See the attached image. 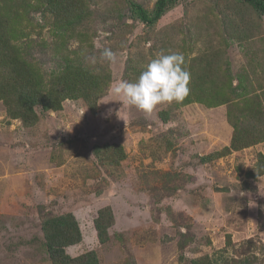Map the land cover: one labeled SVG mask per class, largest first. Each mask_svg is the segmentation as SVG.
Segmentation results:
<instances>
[{"label":"rangeland","instance_id":"rangeland-1","mask_svg":"<svg viewBox=\"0 0 264 264\" xmlns=\"http://www.w3.org/2000/svg\"><path fill=\"white\" fill-rule=\"evenodd\" d=\"M25 1L4 9L7 22L19 12L8 22L19 38L7 55L19 52L46 75L68 55L94 73L108 69L111 82L93 112L83 100L67 99L61 110L36 107L30 126L9 118L0 102V264H52L41 225L66 214L79 226V241L65 248L72 258L94 252L98 264H189L205 257L264 264V174L249 175L264 165L258 158L264 141L203 161L230 146L231 104L208 108L196 100L221 89L239 101L224 86L226 75L244 72L249 90L264 79V15L227 0H179L147 27L131 18L128 1L152 10L157 0H63L78 21L61 42L55 22L69 18L28 14ZM230 17L235 25L242 21L231 27L236 38L227 35ZM105 48L116 53L114 63L101 58ZM161 52L183 53L190 81L200 77V90L189 88L190 103L146 113L112 94L114 83L134 82ZM106 145L122 147L124 159L101 164L104 155L95 156L94 147ZM107 206L114 221L100 243L95 219Z\"/></svg>","mask_w":264,"mask_h":264},{"label":"trees","instance_id":"trees-1","mask_svg":"<svg viewBox=\"0 0 264 264\" xmlns=\"http://www.w3.org/2000/svg\"><path fill=\"white\" fill-rule=\"evenodd\" d=\"M3 1V0H0ZM15 0H4L0 4V57L3 60L11 59V65L3 66V60L0 64V102L6 108V112L11 119H21L27 126L32 125L35 118L38 119L35 113V108L40 107L42 111L61 110L62 102L69 100H83L90 112L95 109L97 99L100 97L102 89L108 87L111 82L108 69H102L99 73H94L83 67V64L77 63L78 58H70L68 55H62L63 61L57 69L51 74L46 75L42 70L36 67L33 63L20 58L19 52H15L14 56L9 55L10 51L7 47L10 41H14L18 36L13 32L8 31V22L14 24L17 16H10L8 22L3 16L6 4L9 3L12 7L17 6ZM179 0H157L152 10H147L140 4L128 1V8L131 18L137 19L147 27H153L164 13L175 7ZM237 6L250 7L255 11L258 17L264 15V0H227ZM64 6L63 0H28L24 3V11L26 13L56 14V16H65L69 18L64 23H58L61 18H57L55 26L60 29L58 37L61 42L66 39L69 29L77 25V16L72 12L70 14V6ZM79 15L83 16V7H77ZM18 11V7H17ZM58 12V14H57ZM240 20V18H239ZM237 21L231 17L227 19L228 38H236L238 34L231 27ZM242 23H238V26ZM11 28H14L12 26ZM237 34V35H236ZM24 48L29 47V42L22 43ZM4 51H7L4 55ZM75 51H70L74 54ZM200 64V61L198 62ZM3 71V73H2ZM234 78L231 75H226V83L223 85L230 89L232 95L235 93L239 101H234L231 95H227L219 89L214 95L209 96V99L196 98L198 103L204 104L208 108L218 107L230 102L231 108L226 112V118L231 125L232 139L229 147H225L220 152L209 154L202 157L203 161L217 159L220 156L230 154L231 152L249 148L264 141V79L257 82V89L254 87H246L247 75L243 73L236 74ZM205 76L207 77L208 75ZM11 78L12 81L7 80ZM249 78V77H248ZM234 80L237 84L233 86ZM259 80V79H258ZM200 77L190 81L188 87L200 90ZM261 91V93H257ZM188 97L182 101H188ZM185 103V104H187ZM93 110V111H92ZM167 120L166 116L163 119ZM103 153L104 158L100 160L101 164H112L124 159L122 147L118 145L104 147H94V155L97 156ZM259 160H264L263 155L258 156ZM256 173H249L254 179L264 174V165L257 166ZM109 206L98 211V216L95 219V229L100 243L107 241L106 229L113 224V215ZM78 224L74 217L70 214L54 217L44 221L41 229L44 234V247L48 253L52 264H98L97 254L94 252L83 253L74 258L67 255L65 248L79 241ZM237 261V264H246L247 259ZM249 263V262H248ZM189 264H214L213 261L205 258L193 259Z\"/></svg>","mask_w":264,"mask_h":264},{"label":"clouds","instance_id":"clouds-1","mask_svg":"<svg viewBox=\"0 0 264 264\" xmlns=\"http://www.w3.org/2000/svg\"><path fill=\"white\" fill-rule=\"evenodd\" d=\"M101 58L114 63L116 53L105 48ZM95 64V57L90 58ZM190 73L185 67V57L181 52H163L150 60L146 68L134 82L120 80L111 86L114 96L136 109L150 113L160 104L182 102L189 94ZM113 109L109 108L111 113Z\"/></svg>","mask_w":264,"mask_h":264}]
</instances>
